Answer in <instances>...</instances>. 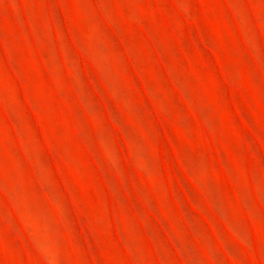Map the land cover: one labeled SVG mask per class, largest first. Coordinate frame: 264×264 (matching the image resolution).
I'll return each mask as SVG.
<instances>
[{
    "label": "rangeland",
    "instance_id": "obj_1",
    "mask_svg": "<svg viewBox=\"0 0 264 264\" xmlns=\"http://www.w3.org/2000/svg\"><path fill=\"white\" fill-rule=\"evenodd\" d=\"M0 264H264V0H0Z\"/></svg>",
    "mask_w": 264,
    "mask_h": 264
}]
</instances>
